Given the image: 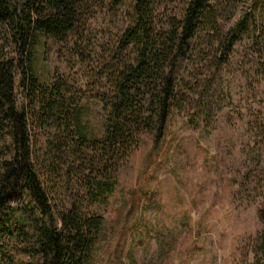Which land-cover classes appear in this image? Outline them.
<instances>
[{
	"label": "rangeland",
	"instance_id": "rangeland-1",
	"mask_svg": "<svg viewBox=\"0 0 264 264\" xmlns=\"http://www.w3.org/2000/svg\"><path fill=\"white\" fill-rule=\"evenodd\" d=\"M135 2L99 0L81 10L78 47L73 35L55 42L33 26L26 27L31 34L25 44L18 30L0 23V61L13 63L15 110L28 113L34 162L45 180L38 156L51 135L33 123L39 95L37 90L30 96L29 82L38 78L39 86L51 87L62 81L88 139L102 138V96L111 91L106 68L115 58L132 61L139 53L133 43L124 44ZM189 2L149 0L152 34H166L168 22L182 19ZM210 4L219 9L220 30L211 37L200 32L181 51L174 74L185 94L180 107L172 111L163 139L142 136L116 170L109 202L84 199L89 172L77 171L68 183L60 175L48 180L59 209L76 204L104 218L94 264H264V79L256 77L258 58L264 61V0ZM28 14L36 17L31 9ZM236 26L241 31L235 35ZM0 132L2 171L17 148L10 123ZM8 247L10 264H32L23 245Z\"/></svg>",
	"mask_w": 264,
	"mask_h": 264
},
{
	"label": "trees",
	"instance_id": "trees-1",
	"mask_svg": "<svg viewBox=\"0 0 264 264\" xmlns=\"http://www.w3.org/2000/svg\"><path fill=\"white\" fill-rule=\"evenodd\" d=\"M98 1L27 0L19 5L17 1L0 0V23L18 30L17 37L25 44L31 34V28L26 27L33 26L55 42H68L73 35L78 47L80 11L95 7ZM135 1V19L125 31L124 44L133 43L139 53L132 61L115 58L106 68L111 91L102 96L106 115L102 138L88 139L81 111L62 81L51 87L39 86L38 78L29 82L30 96L37 90L39 95V110L32 117L33 123L45 135H51L38 156L44 159L40 169L45 170L47 180L41 177L34 162L35 142L28 113L15 110L13 63L0 61V131L10 123L17 148L0 171V264L11 263V244L23 245L32 264H94L104 218L88 215L76 204L59 209L48 180L60 175L68 183L77 171L83 176L89 172L87 175L92 178L84 199L91 205L107 204L115 192L119 166L128 161L142 136L150 134L156 141L163 139L172 111L180 107L185 94L174 74L181 51L200 32L211 37L210 33L220 30L217 5L210 4L211 0H190L182 19L168 22L166 34L153 35L149 0ZM30 9L36 14L34 19L28 14ZM240 27L234 28L235 35L240 33ZM258 59L256 77L264 79V61ZM260 219L264 222V208Z\"/></svg>",
	"mask_w": 264,
	"mask_h": 264
}]
</instances>
